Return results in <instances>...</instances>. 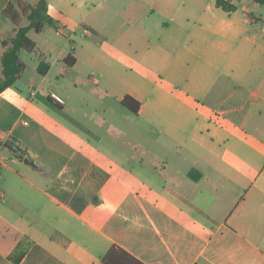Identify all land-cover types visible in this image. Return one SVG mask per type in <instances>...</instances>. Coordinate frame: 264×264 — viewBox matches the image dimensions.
Wrapping results in <instances>:
<instances>
[{"label": "crops", "instance_id": "crops-1", "mask_svg": "<svg viewBox=\"0 0 264 264\" xmlns=\"http://www.w3.org/2000/svg\"><path fill=\"white\" fill-rule=\"evenodd\" d=\"M46 1L57 34L74 21L103 43L28 31L35 75L21 52L0 93V264H104L112 246L142 264H264V17L235 4L191 27L163 1L146 25L140 2L91 17L87 0Z\"/></svg>", "mask_w": 264, "mask_h": 264}, {"label": "trees", "instance_id": "trees-1", "mask_svg": "<svg viewBox=\"0 0 264 264\" xmlns=\"http://www.w3.org/2000/svg\"><path fill=\"white\" fill-rule=\"evenodd\" d=\"M252 1L264 6V0ZM215 5L226 12L235 11L237 9V6L229 0H215ZM1 16L11 20L16 25V31L14 36L1 41L5 50L1 56L0 93L5 88L13 85L25 69V63L20 59V53H32L35 51L36 44L34 40L28 36V31L32 29L39 33L45 26H50L55 30L59 28L58 21L53 19L48 13L46 0H38L34 4L23 0H10L2 9ZM21 16L26 18V25H20L19 20ZM64 62L67 65H72L74 63V58L70 53L64 58ZM48 69L49 64L40 60L37 65V72L43 75ZM131 100L129 96H125L121 100V104L136 113L139 108V103L134 101L135 104L132 105L130 102ZM4 144L8 145V143ZM11 149L15 153L18 151L12 147ZM193 172L195 171L188 172L190 177L193 176ZM19 258L20 256H16L15 261H18ZM102 262L104 264H142L117 246H112L108 250Z\"/></svg>", "mask_w": 264, "mask_h": 264}, {"label": "rangeland", "instance_id": "rangeland-1", "mask_svg": "<svg viewBox=\"0 0 264 264\" xmlns=\"http://www.w3.org/2000/svg\"><path fill=\"white\" fill-rule=\"evenodd\" d=\"M114 0H87L85 5L86 10L89 11V15L91 17H98L103 10H108L107 8ZM128 1V0H126ZM140 2L141 3V14L142 19L139 22L144 24H151L156 19H161L160 16V2H163L166 7L175 11L176 14H180L179 17H183L181 15L182 9L187 11V18L189 20V25L192 27L194 22L197 21L199 16L209 20L211 19L213 22L219 23L222 20L229 17L227 12L222 10L221 8H217L215 5V0H173L167 1L166 0H131ZM232 1L234 4L238 5V11L235 14V17H241L238 15L241 14L242 9L244 7H248L253 13L249 15L257 16V17H264V6L258 3H255L252 0H229ZM65 4V3H64ZM68 4V3H67ZM63 7V5L61 6ZM150 8H153L151 10ZM114 11V10H113ZM131 16L130 14H128ZM138 15L135 16L136 21L138 20ZM242 18V17H241ZM241 22V21H240ZM25 23V22H24ZM137 23V22H135ZM118 25V24H117ZM261 24L258 26L256 25V29L260 30ZM83 25L81 24H74V21L68 26L66 30L63 31L61 34H57L54 28L45 27L40 33L35 32L34 30H30L29 35L35 39L36 43H103L100 41L98 36L95 35H83L82 33ZM260 33V31H259ZM211 40L214 37H210ZM264 42V40H262ZM247 43V42H243ZM21 58L28 64L26 75L27 77H33L35 75V70L32 68L33 62L36 61V56L34 53H21Z\"/></svg>", "mask_w": 264, "mask_h": 264}, {"label": "built area", "instance_id": "built-area-1", "mask_svg": "<svg viewBox=\"0 0 264 264\" xmlns=\"http://www.w3.org/2000/svg\"><path fill=\"white\" fill-rule=\"evenodd\" d=\"M49 97L53 102L59 105H62L65 102L64 99L60 95H58L55 91H50Z\"/></svg>", "mask_w": 264, "mask_h": 264}, {"label": "water", "instance_id": "water-1", "mask_svg": "<svg viewBox=\"0 0 264 264\" xmlns=\"http://www.w3.org/2000/svg\"><path fill=\"white\" fill-rule=\"evenodd\" d=\"M14 149H17L18 150V147L17 146H14ZM20 150V149H19Z\"/></svg>", "mask_w": 264, "mask_h": 264}]
</instances>
